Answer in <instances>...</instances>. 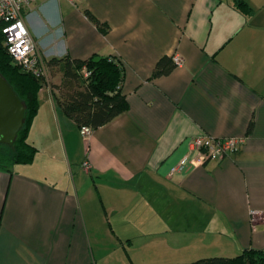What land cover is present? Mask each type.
I'll list each match as a JSON object with an SVG mask.
<instances>
[{
	"label": "crops",
	"instance_id": "crops-1",
	"mask_svg": "<svg viewBox=\"0 0 264 264\" xmlns=\"http://www.w3.org/2000/svg\"><path fill=\"white\" fill-rule=\"evenodd\" d=\"M245 1L251 14L234 0L25 7L46 64L119 60L128 108L84 136L56 108L49 84L62 73L46 67L28 131L37 153L0 168V264H96L116 242L173 262L264 249V0ZM165 55L183 62L152 78ZM198 135L244 142L170 174Z\"/></svg>",
	"mask_w": 264,
	"mask_h": 264
},
{
	"label": "trees",
	"instance_id": "trees-1",
	"mask_svg": "<svg viewBox=\"0 0 264 264\" xmlns=\"http://www.w3.org/2000/svg\"><path fill=\"white\" fill-rule=\"evenodd\" d=\"M234 1L238 10L246 15L251 14L252 9L245 0ZM88 15L101 27V23L91 13L88 12ZM175 65L172 57L162 56L156 62L151 77L167 74ZM52 66H57V70L62 73L58 82L49 84L56 108L78 127H98L127 110L128 102L122 92L124 67L119 60L93 54L86 59L52 58L46 67L49 69ZM0 74L14 88L26 107L23 126L14 142H0V168L10 171L18 163L32 162L37 153V147L27 140V135L38 111V93L45 76L36 77L16 64L3 44L1 34ZM174 264H264V249L248 247L232 257H204Z\"/></svg>",
	"mask_w": 264,
	"mask_h": 264
},
{
	"label": "built area",
	"instance_id": "built-area-1",
	"mask_svg": "<svg viewBox=\"0 0 264 264\" xmlns=\"http://www.w3.org/2000/svg\"><path fill=\"white\" fill-rule=\"evenodd\" d=\"M33 0H0V34L3 44L14 62L23 70L36 77H46V63L24 21V9ZM75 3L76 0H69ZM173 62L180 65L183 59L173 55ZM89 126H81V133L87 136ZM244 142L243 136L212 137L198 135L189 141V152L171 167L170 174L185 169L189 164L196 166L207 159L221 160L230 153L236 152ZM82 167L88 171L90 164L84 160ZM253 214V213H252Z\"/></svg>",
	"mask_w": 264,
	"mask_h": 264
},
{
	"label": "water",
	"instance_id": "water-1",
	"mask_svg": "<svg viewBox=\"0 0 264 264\" xmlns=\"http://www.w3.org/2000/svg\"><path fill=\"white\" fill-rule=\"evenodd\" d=\"M26 107L10 83L0 74V142L12 144L22 128Z\"/></svg>",
	"mask_w": 264,
	"mask_h": 264
},
{
	"label": "rangeland",
	"instance_id": "rangeland-1",
	"mask_svg": "<svg viewBox=\"0 0 264 264\" xmlns=\"http://www.w3.org/2000/svg\"><path fill=\"white\" fill-rule=\"evenodd\" d=\"M48 74V73H47ZM27 140H30V137L27 135ZM40 144V143H39ZM111 251L103 255L102 257H98L96 264H174L171 260H159L154 256H149V254L145 253L142 248L139 246L129 245L126 243L125 245L119 242L102 245ZM168 262V263H167ZM181 262V261H178ZM190 262V261H187Z\"/></svg>",
	"mask_w": 264,
	"mask_h": 264
}]
</instances>
